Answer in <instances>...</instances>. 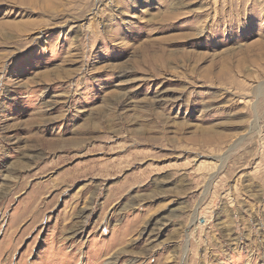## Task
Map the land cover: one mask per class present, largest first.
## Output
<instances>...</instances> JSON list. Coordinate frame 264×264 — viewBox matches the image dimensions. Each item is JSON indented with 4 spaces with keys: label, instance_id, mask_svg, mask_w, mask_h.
<instances>
[{
    "label": "rangeland",
    "instance_id": "1",
    "mask_svg": "<svg viewBox=\"0 0 264 264\" xmlns=\"http://www.w3.org/2000/svg\"><path fill=\"white\" fill-rule=\"evenodd\" d=\"M13 1L0 264H264V0Z\"/></svg>",
    "mask_w": 264,
    "mask_h": 264
},
{
    "label": "bare ground",
    "instance_id": "2",
    "mask_svg": "<svg viewBox=\"0 0 264 264\" xmlns=\"http://www.w3.org/2000/svg\"><path fill=\"white\" fill-rule=\"evenodd\" d=\"M11 1L14 2L13 0H11ZM59 2H60V0H29V3L31 5H33V8H34L33 10H35L37 8H40V7L41 8H44V9H49L50 10L54 5H57V3H59ZM11 30H13V29H11Z\"/></svg>",
    "mask_w": 264,
    "mask_h": 264
}]
</instances>
